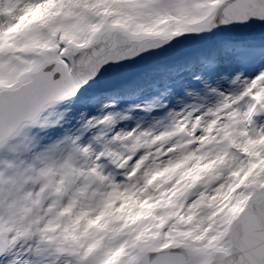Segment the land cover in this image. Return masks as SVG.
<instances>
[{
    "label": "snow or ice",
    "instance_id": "obj_1",
    "mask_svg": "<svg viewBox=\"0 0 264 264\" xmlns=\"http://www.w3.org/2000/svg\"><path fill=\"white\" fill-rule=\"evenodd\" d=\"M0 264H264V0H0Z\"/></svg>",
    "mask_w": 264,
    "mask_h": 264
}]
</instances>
